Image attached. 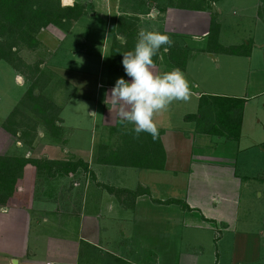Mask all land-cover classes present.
<instances>
[{
    "label": "crops",
    "instance_id": "obj_1",
    "mask_svg": "<svg viewBox=\"0 0 264 264\" xmlns=\"http://www.w3.org/2000/svg\"><path fill=\"white\" fill-rule=\"evenodd\" d=\"M150 1L60 0L63 8L82 6L81 18L87 11L92 12L89 16L98 17L104 26L100 73L91 98L75 92L68 102L79 99L94 105L96 111L90 114L95 117V130L99 123L102 130L111 131L115 136L114 141L100 140V147L116 148L120 132L115 133L112 129L121 120L120 104L110 99V90L118 78L129 79L121 63L123 54L134 49L141 30L167 34L173 41L172 46L168 52L161 50L153 57L152 71L163 74L180 69L189 83L190 96L187 101H174L166 111L154 116L158 131L162 132L164 168L110 167L97 162L98 153L72 154L62 159L53 147L47 160H78L88 164L87 170L80 168L73 174H57L53 178L43 175L44 180L38 185L35 169L32 166L24 169L5 206L7 213L0 212V264H81L82 249L87 264H264L257 231L247 230L244 226L238 230L240 222L243 225L264 224V221L253 223L264 217L262 206L253 201L256 177L262 190L264 186V147L254 154L251 153L253 144L241 142L246 107L251 97L247 91L256 80L249 77L243 87L231 78L214 85L190 76L189 64L197 55L205 56L209 61L212 58L215 63L222 55L202 44L210 29V10L180 9L170 3L171 0L160 4L159 8H152L150 3L154 2ZM257 5L262 8L264 0ZM80 19L71 22L68 30L50 26L53 32L63 35L62 40L52 41L55 50L59 47L57 43L71 34ZM223 56L250 61L257 57L260 64L253 67L255 73H249V76L260 74L264 85L262 45L251 47L248 57ZM202 58L198 57V60ZM205 66V61L198 64L200 73ZM84 72L64 71L69 86L81 88L80 93L85 90L88 76ZM262 93L264 88L261 90L258 84L255 94L262 96ZM202 96L245 101L239 141L200 134L194 122L185 120L186 116L198 113ZM133 127L123 124L121 131H131ZM66 137L62 138L64 145ZM261 140L256 141L258 145H264V138ZM237 166L241 169L240 175ZM131 170L140 171L141 178L133 182L120 178L129 176ZM107 187L128 191L141 187L148 193L139 196L134 209H129L128 201L117 200L107 192ZM263 196L261 191L259 199ZM170 200L178 202L164 204ZM64 217L74 219V232L69 222H64ZM44 228L47 230L42 233ZM260 235L264 236L262 232ZM255 256L258 258L253 259Z\"/></svg>",
    "mask_w": 264,
    "mask_h": 264
},
{
    "label": "rangeland",
    "instance_id": "obj_2",
    "mask_svg": "<svg viewBox=\"0 0 264 264\" xmlns=\"http://www.w3.org/2000/svg\"><path fill=\"white\" fill-rule=\"evenodd\" d=\"M151 1L150 5L152 8H159L160 4H166L170 0H163V2L159 0ZM171 2L174 4L178 3L176 0H171ZM209 3L207 1L204 3L205 8L207 7L205 10H210L218 23V27H216L217 35L210 38L207 37L204 39L205 42L202 43L206 44L209 50L219 54V47L250 49L255 44L264 47V6L262 8L258 7L257 4L260 3V0H219L216 3ZM89 13L92 12L87 11L84 14V17L73 28L71 34H67L65 40L57 43L59 47L56 50L52 41H56L57 39L62 40L63 35L58 32H53L50 26L38 34V47L33 49L21 47L18 52V57L24 63V66H21V69L25 71L24 75L15 71L6 62H0V156L25 157L34 160L47 159L49 153H51L50 150L56 147L57 153L59 152V156L64 159V156L71 157L72 154L87 155L88 153H98L100 140H115V136L111 135V131L102 130L98 122L97 131L95 130V117L90 114L91 111H96L94 105L89 104L88 101L79 99L68 102L70 96L75 92L77 95L84 94L88 99L91 98L92 91L95 89L98 81L97 76L100 73L99 61L102 54L104 26L101 19L98 17H90ZM243 45L244 47H242ZM54 51L56 53L52 56ZM223 55L225 54H222L216 63L212 58L211 62L207 58H204L205 56L197 55L190 61L188 73L202 83L207 84L212 82L214 85L221 83L223 79L231 78V81H236L244 87L249 77L256 80L247 91L251 97L246 107L241 142L243 145L253 144L254 147L251 153L257 154L262 149L261 147H264V145H258L256 142L262 141L261 139L264 138V94L262 93L263 95L261 96L255 94V92L258 84L261 90H263L264 85L260 74H252V76H249V73H255L253 72V67L258 66L260 60L257 57H253L250 61L245 58ZM198 57L199 59L200 57L203 58L198 60ZM202 61H205L206 66H208L203 67L202 73H200L197 66L199 63L202 64ZM65 70H74L77 72L86 71L84 73H87L88 76L83 93L79 92L81 88L72 89L69 86V81L64 74ZM233 70L236 75L233 74ZM41 74H44V76H40ZM35 79L37 80L35 93L41 95L48 102H52V104H55L60 109V112L56 113L55 116L61 119V121L57 122L58 127L62 129L61 137H52L49 132L50 128L44 124L40 116L31 108H26L21 104V100L27 89ZM15 109H19V113L15 116L18 134L16 137H12L10 133L6 132L3 125ZM63 121H65V124ZM69 125H76L78 127L73 128L69 127ZM65 137L67 142L64 145L62 138ZM121 140L122 133H119V141L116 142L115 146H118L122 142ZM30 141H32L31 147L26 145ZM68 151L71 154L67 153ZM238 159H241L240 156ZM236 169L238 170L237 174L240 175L241 169L239 166ZM34 172L36 173V183L38 182L39 185L40 181L44 180L41 176L46 175L44 172L40 173L36 169ZM120 178L127 182L137 181L141 178V172L131 170L129 176H120ZM182 182H184V179ZM253 185L256 189L253 190V201L256 204L258 203V205L260 204L264 210V196L262 199H259V193L261 191L262 193L264 192V186L263 190L259 187L260 181L257 177ZM38 195L42 194L38 193ZM38 197L41 198L42 196ZM73 220L72 218L68 220V218L64 217V222H69V227L72 232L76 230L73 226ZM262 221H264V217L255 219L253 223L256 224ZM151 225L154 226L153 224ZM243 226L247 230H256L259 234L260 246L263 249V251H260L263 254L261 261H264V236L260 235V232L264 234V224L243 225L240 222L238 230ZM45 230L47 229L44 228L41 232L44 233ZM56 232L60 233L58 230ZM81 247L84 246L82 245ZM254 258H258V256ZM86 259L85 250L82 249L80 263L85 264L87 262ZM90 264L97 263L92 262Z\"/></svg>",
    "mask_w": 264,
    "mask_h": 264
},
{
    "label": "trees",
    "instance_id": "obj_3",
    "mask_svg": "<svg viewBox=\"0 0 264 264\" xmlns=\"http://www.w3.org/2000/svg\"><path fill=\"white\" fill-rule=\"evenodd\" d=\"M177 8L189 11H206L204 3H216L219 0H176ZM170 3H172L170 1ZM173 5V4H172ZM83 15V7L74 5L72 8L61 7L60 0H0V62H6L20 74H25L21 68L23 61L18 57L21 47L36 48L39 45L38 34L48 26L67 28L73 21ZM218 25L212 15L208 37L217 35ZM217 43V42H216ZM219 47V46H218ZM219 53L226 55H250V49L219 47ZM250 48V47H248ZM22 66V67H21ZM40 76H44L41 74ZM47 78V77H46ZM36 80V79H35ZM27 89L21 104L35 111L45 125L50 128L54 138L61 137L62 129L57 125L61 119L55 116L60 109L52 102H48L41 95L35 93L37 80ZM245 101L243 99L202 96L199 100V109L196 115L186 116L185 120L194 122L196 131L200 134L224 137L231 141H239L242 127V113ZM19 109L13 110L3 125L6 132L12 137L18 134L15 116ZM53 113V114H52ZM123 124L112 131L122 133V142L114 149L101 146L97 162L103 165L130 167L139 169L162 170L165 163V154L160 142L161 131L153 139L148 133L142 132L137 137L131 131H121ZM32 145V141L26 144ZM32 166L38 172H44L50 178L57 174L70 175L87 165L81 161H50L47 159H29L25 157L0 156V207H5L15 192L17 180L22 176L26 167ZM106 190L119 200H127L128 208L134 209L135 200L146 195L147 190L138 187L134 191L120 190L107 187ZM155 202V201H154ZM178 201L170 200L164 204ZM157 203V202H155ZM178 204H182L179 202Z\"/></svg>",
    "mask_w": 264,
    "mask_h": 264
},
{
    "label": "clouds",
    "instance_id": "obj_4",
    "mask_svg": "<svg viewBox=\"0 0 264 264\" xmlns=\"http://www.w3.org/2000/svg\"><path fill=\"white\" fill-rule=\"evenodd\" d=\"M173 41L164 33L141 30L133 50L123 54L122 66L126 76L115 81L110 99L120 104L121 124H131L135 136L145 132L156 139L158 127L154 121L157 113L166 111L174 101H187L190 87L180 69L156 74L153 57L161 50L166 53ZM6 207L0 212L7 213Z\"/></svg>",
    "mask_w": 264,
    "mask_h": 264
},
{
    "label": "built area",
    "instance_id": "obj_5",
    "mask_svg": "<svg viewBox=\"0 0 264 264\" xmlns=\"http://www.w3.org/2000/svg\"><path fill=\"white\" fill-rule=\"evenodd\" d=\"M46 264H52V263H46Z\"/></svg>",
    "mask_w": 264,
    "mask_h": 264
}]
</instances>
